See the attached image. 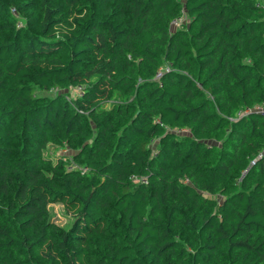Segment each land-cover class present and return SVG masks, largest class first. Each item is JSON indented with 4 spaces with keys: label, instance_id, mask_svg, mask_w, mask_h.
<instances>
[{
    "label": "trees",
    "instance_id": "16d2710c",
    "mask_svg": "<svg viewBox=\"0 0 264 264\" xmlns=\"http://www.w3.org/2000/svg\"><path fill=\"white\" fill-rule=\"evenodd\" d=\"M181 7L0 0V264H264V11Z\"/></svg>",
    "mask_w": 264,
    "mask_h": 264
},
{
    "label": "rangeland",
    "instance_id": "374dc122",
    "mask_svg": "<svg viewBox=\"0 0 264 264\" xmlns=\"http://www.w3.org/2000/svg\"><path fill=\"white\" fill-rule=\"evenodd\" d=\"M182 7L179 11V17H181V22L179 25L175 26L171 24L172 29H180L182 27H185V25H188L189 23V15L187 11L184 8L185 0H181ZM5 16H9V19L17 24V26L25 25V18L20 13H17L16 11L11 13H5ZM12 17V18H11ZM161 73L164 71V69L160 70ZM35 93L38 96H52L57 93H62L66 95L68 98L75 97L78 93V87L77 85H68L66 87L62 88H52L49 90L35 87ZM186 133V132H185ZM151 146L153 147V153H155L157 149V144L153 141L151 143ZM68 148L65 146H55L53 144H48L46 148L44 149L43 154L47 157H51L53 161H56V159L60 158L61 156L64 159H70V151L67 150ZM79 169H82V167L78 166ZM50 213H51V219L54 223L61 227H66L70 224L71 217L70 215L64 210L62 204L60 203H52L49 205Z\"/></svg>",
    "mask_w": 264,
    "mask_h": 264
},
{
    "label": "built area",
    "instance_id": "2783aa9c",
    "mask_svg": "<svg viewBox=\"0 0 264 264\" xmlns=\"http://www.w3.org/2000/svg\"><path fill=\"white\" fill-rule=\"evenodd\" d=\"M256 4L259 5L263 9V11H264V0H256ZM180 22H181V17L178 16V17L172 19L171 24L177 26V25L180 24ZM167 70H169V68L168 67H165L164 71H167ZM160 73H161V71L158 72V75H160ZM77 87H78V93H81V86L78 85ZM251 111L259 112L260 114H263L264 115V104H262V105H255L252 108H249L248 107V108H245V109H241V110H239L237 112V115L240 116V115L246 114V113L251 112ZM263 156H264V142H263V145H262L260 151L257 153V155L253 159H251L250 162H249V164H248V166L245 167L241 171L239 180L243 178V176L248 172V170L255 163V161L257 159L262 158ZM140 180L141 181H145L146 179H145V177H141Z\"/></svg>",
    "mask_w": 264,
    "mask_h": 264
}]
</instances>
